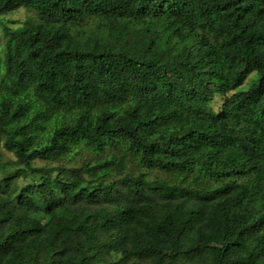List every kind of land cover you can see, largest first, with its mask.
<instances>
[{
	"label": "trees",
	"instance_id": "16d2710c",
	"mask_svg": "<svg viewBox=\"0 0 264 264\" xmlns=\"http://www.w3.org/2000/svg\"><path fill=\"white\" fill-rule=\"evenodd\" d=\"M21 9L36 21L0 55V146L30 182L0 160V264L103 247L199 264L204 217L231 234L203 264H264V0H0Z\"/></svg>",
	"mask_w": 264,
	"mask_h": 264
},
{
	"label": "rangeland",
	"instance_id": "374dc122",
	"mask_svg": "<svg viewBox=\"0 0 264 264\" xmlns=\"http://www.w3.org/2000/svg\"><path fill=\"white\" fill-rule=\"evenodd\" d=\"M35 21H36V17H35L34 12L28 9H21L15 13H11V14L5 15L0 18V55L2 59H4L5 45L7 41L9 40V37L11 36V33L9 32V30L16 31L20 28H26L29 23L32 24V23H35ZM258 79H259L258 75L256 73H253L252 75H250V77L248 78V80L246 81L242 89L248 90L251 86H253L254 84L258 82ZM33 106H35L34 103H33ZM172 126L173 124H169V125H165L164 127L167 130H172L173 129ZM50 128H52L51 123L46 124L45 129H44L45 132L48 133V130H50ZM88 152H89L88 150H85L82 147V151H81L79 158H81L82 160L86 159L87 157H89ZM79 158H78V161L68 163L67 170L63 172V174H61L63 178L75 180L76 177L80 175L79 172L77 173L74 172L76 169H79L81 166ZM0 160L3 164L6 165V168L9 169V171H7V173L5 174V176H3L2 179L10 180L12 188L20 189L30 182V179L23 180L15 176L17 172V170H13L15 158L11 153L6 151L1 146H0ZM36 165L37 166H48V167L57 166L56 163L54 162L48 163L47 161H44V162L36 161ZM155 176H162V175L159 172H154L152 177H155ZM181 179L184 180L186 183L190 182L191 180V179H186L184 176H181ZM207 208H208V211L210 212L214 210V208L212 207V204L210 203L208 204ZM72 217L76 221L81 222V223L85 219V216H78L74 213ZM198 227L200 228L202 233L205 234V238L207 240L206 249L201 250L199 253V256L201 257L199 260V264H203V260L205 258L210 257V250L212 251V250L222 248L224 244L228 241V235H230L231 233L225 230L223 218H220L217 222V228H218L219 233L216 236H215L213 227L210 221L207 219V217L203 218L201 223L198 224ZM213 235L216 237L215 239ZM192 237L196 238L195 232L192 233ZM116 242H117L116 240L110 241L109 247L114 249L117 244ZM66 256L63 259H65ZM195 257L197 256L185 258L184 260L181 261L180 264H197ZM156 262H157L156 259L152 255H149V254L135 255L129 259H124L122 257H113L111 255V252L109 253L108 249L106 247H103L100 250V256L94 257L92 259L91 264H156Z\"/></svg>",
	"mask_w": 264,
	"mask_h": 264
}]
</instances>
